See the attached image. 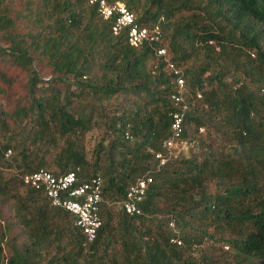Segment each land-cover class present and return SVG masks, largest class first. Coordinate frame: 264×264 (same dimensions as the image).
I'll list each match as a JSON object with an SVG mask.
<instances>
[{
    "label": "trees",
    "instance_id": "16d2710c",
    "mask_svg": "<svg viewBox=\"0 0 264 264\" xmlns=\"http://www.w3.org/2000/svg\"><path fill=\"white\" fill-rule=\"evenodd\" d=\"M120 1L139 24L158 25V42L129 46L86 0H28L26 13L0 0V205L26 232L4 245L0 225V264H37L50 248L44 264H264V0ZM155 47L181 68L186 102L176 140L186 153L159 167L175 106ZM94 124L110 138L88 157ZM101 151L103 217L86 241L22 176L77 168L83 181L99 174ZM146 173L140 213L127 214L116 201ZM205 241L226 255L212 257Z\"/></svg>",
    "mask_w": 264,
    "mask_h": 264
},
{
    "label": "built area",
    "instance_id": "2783aa9c",
    "mask_svg": "<svg viewBox=\"0 0 264 264\" xmlns=\"http://www.w3.org/2000/svg\"><path fill=\"white\" fill-rule=\"evenodd\" d=\"M88 5L95 8L96 14L109 22L110 31L114 35L122 34L126 43L131 47H139L147 42H158L160 30L158 25H141L135 20L134 13L120 0H86ZM153 48V47H152ZM154 54L162 57L167 71L172 76L173 91L170 95L175 109L171 112V135L161 141L163 151L156 152L154 158L157 167L171 155L176 140L179 138L183 113L186 109L184 99V82L181 68L177 67L167 56L164 47H155ZM199 96V94H197ZM202 128H199L201 131ZM124 138H130L128 131H124ZM10 150L4 155L8 156ZM77 168L60 175H53L48 170L39 168L25 173L22 180L29 187L44 194L52 207L66 211L72 217V224L78 228L86 241H92L101 225L100 204L102 202V178L95 174L90 178L79 181ZM151 175L146 173L138 176L128 184L122 199L116 204L127 214H139V203L142 201ZM171 242L178 240L170 239Z\"/></svg>",
    "mask_w": 264,
    "mask_h": 264
},
{
    "label": "rangeland",
    "instance_id": "374dc122",
    "mask_svg": "<svg viewBox=\"0 0 264 264\" xmlns=\"http://www.w3.org/2000/svg\"><path fill=\"white\" fill-rule=\"evenodd\" d=\"M17 1H19L21 4L22 13H26L27 12L26 5H27L28 0H13V2H17ZM189 64H191V60L189 61V63L187 65H189ZM35 66H36V68L38 67V65H35ZM45 76L48 77V75H45ZM9 128L14 129L13 124H9ZM102 130H103V128L100 124H94L93 127L84 134L82 144H83L84 150L86 152V155L88 157L91 154L92 148H94L97 145L98 141L100 140V138L102 136H103L105 141H106V139L108 140V138H110L108 135L104 136ZM12 152H13V150L11 149V154H12ZM174 152H179L181 154H185L186 153V146L183 144H178L176 142L175 146H174V150H171L169 154L172 156V154ZM54 155H55V150H52L50 152V157H53ZM10 156L11 155H9V157ZM9 157H7V158H9ZM117 160H118V157H117ZM106 161H107L106 156H104L103 151H101V153L99 154V164H98L99 167H101V168H99L98 173L101 175L103 182L106 181V174H105V170H104L105 164H107ZM12 172L16 173V171H12ZM12 172H11V170H4L3 174H4V176H9L12 174ZM104 200H105V202L103 203V205H108L107 203L109 201L107 199H104ZM114 209L116 210V208H114ZM101 217H103V216H101ZM12 218H13V216H12L11 207L8 205H3V206L0 205V225L2 227L7 226V228H8V231L6 232L7 239L6 240L2 239V243L4 245L6 242H14V244L20 245L26 238V232L23 231V227H20L19 224L14 223ZM201 247L205 248L206 252L214 258L224 257L226 255V247L221 246L220 244H214V243H211L209 241H205L202 243ZM111 249L115 250L117 252L119 249L118 242L115 241L111 245ZM3 252H4V254H8L9 249L7 247H4ZM52 253H53V249H51V248L47 252L40 253V256L37 257V259H38L37 264H44Z\"/></svg>",
    "mask_w": 264,
    "mask_h": 264
}]
</instances>
